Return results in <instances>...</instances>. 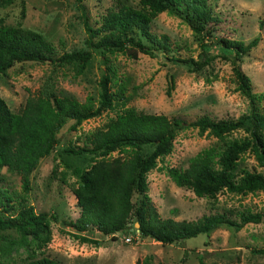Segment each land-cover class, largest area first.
I'll use <instances>...</instances> for the list:
<instances>
[{
	"label": "rangeland",
	"instance_id": "1",
	"mask_svg": "<svg viewBox=\"0 0 264 264\" xmlns=\"http://www.w3.org/2000/svg\"><path fill=\"white\" fill-rule=\"evenodd\" d=\"M122 1L139 7L138 0ZM115 2L82 0L88 23L98 27L101 15ZM208 9L207 24L193 27L167 12L158 14L150 24V31L156 35L166 34L169 46L159 50L155 57L138 54L133 59L121 53L109 55L113 107L84 120L76 130L67 128L70 122L62 128L58 134L59 144L40 159L32 172L28 193H23L19 175L6 168L0 170L2 215H13L22 206L33 205L36 213L54 216L50 221L51 240L41 247L31 236L20 243V234L15 229L1 230L0 262L21 264L30 257L47 256L59 264H134L137 260L161 264H200L199 260L204 264L264 263V254L252 252V249L264 247V215L259 223H247L239 231L222 225L209 236L199 234L172 244L141 238L129 230L116 232L114 238L101 235L93 226L78 231L73 224L79 217L80 207L72 192L77 181L72 167L74 164L85 167L90 160L65 157L61 150L67 145L85 144L87 137L124 108L165 114L184 124L176 132L171 152L145 173L147 195L161 218L196 220L204 214L218 212L238 221L240 212L264 213V191L245 194L221 191L213 198L197 197L190 189L175 185L165 171L166 167L185 168L191 157L215 143L213 135L207 131L200 134L197 127L191 126L193 121L202 116L214 120L236 119L247 114L250 108L248 98L236 89L229 62L216 58L199 73H190L166 62L165 56L196 59L208 39L226 37L248 43L257 37V45L243 55L239 67L249 77L252 93L259 96L255 102L257 109L264 114V0H208ZM0 17L7 24L19 22L23 28L41 33L54 46V57L86 46L87 33L80 6L75 0L0 1ZM208 32L212 34L210 37ZM143 41L147 43L144 38ZM103 72L104 67L97 56L88 60L81 74L75 73L74 65L17 64L0 74V97L13 112L23 107L27 97L38 94L67 95L81 102L92 96L97 104ZM170 79H173V88H170ZM261 133L264 137V126ZM244 135L246 132L238 130L230 137ZM148 150L149 147L143 144L141 153L145 155ZM117 154L116 149L113 155ZM238 168L264 175V166L258 165L254 153L249 150L241 156ZM140 198L139 193H134L135 204ZM134 220L131 215L129 225L135 228ZM72 234L97 239L98 245L80 242Z\"/></svg>",
	"mask_w": 264,
	"mask_h": 264
},
{
	"label": "trees",
	"instance_id": "2",
	"mask_svg": "<svg viewBox=\"0 0 264 264\" xmlns=\"http://www.w3.org/2000/svg\"><path fill=\"white\" fill-rule=\"evenodd\" d=\"M75 1L80 6L87 33L86 46L63 52L57 57L53 56L54 46L41 33L23 28L19 22L7 24L0 17V74H5L17 64L28 62L74 65L75 73L81 74L92 56H97L104 67L99 80L97 104L92 96L81 102L67 95L38 94L27 97L23 107L13 112L0 97V170L6 168L19 175L23 193L30 191L32 172L40 159L59 144L58 134L68 122L67 128L76 130L84 120L113 107L109 55L121 53L136 59L138 54L155 57L159 50L168 49V36L150 31L152 20L162 12L176 16L192 27L207 24L210 15L208 0H138V8L115 0V4L101 15L100 25L94 28L88 23L82 0ZM21 15L24 16L23 8ZM211 35L208 32V37ZM257 43V37L248 43L219 37L203 43L196 59L164 57L166 62L190 73H199L216 58L229 62L237 91L249 100V112L236 119L214 120L202 116L193 121L191 126L197 127L200 134L207 131L213 135L215 143L191 157L185 168H165L175 185L190 189L197 197L213 198L221 191L236 194L264 191L262 173L238 168L241 156L248 150L254 153L258 165L264 166V137L261 133L264 114L257 109L255 102L259 96L252 93L249 77L239 67L243 55ZM173 86V79H170V88ZM183 125L178 118H169L165 114L124 108L87 137L85 144L62 148L61 153L65 157L90 160L85 167L80 164L72 167V173L77 177L72 192L80 207L79 217L73 223L76 229L82 231L93 226L101 235L113 238L116 232L129 230L141 238L149 237L162 244H172L199 234L209 236L222 225L239 231L247 223H259L264 213L248 211L238 213V221L218 212L204 214L196 220L159 216L147 195L145 173L171 152L176 132ZM238 130H243L246 135L230 137ZM143 144L149 147L145 155L141 153ZM116 149L118 154L113 155ZM67 165L70 163L67 162ZM134 193L141 195L138 204L133 201ZM131 215L138 223L135 228L129 225ZM53 218L47 213H36L33 205H24L13 215H2L0 211V231L15 229L20 234V243L31 236L41 247L51 240L50 221ZM72 236L80 242L98 245L97 239L77 234ZM252 252L264 254V247L252 249ZM199 263L204 264L202 260ZM21 264L59 263L40 256L30 257ZM134 264L161 263L137 260Z\"/></svg>",
	"mask_w": 264,
	"mask_h": 264
},
{
	"label": "water",
	"instance_id": "3",
	"mask_svg": "<svg viewBox=\"0 0 264 264\" xmlns=\"http://www.w3.org/2000/svg\"><path fill=\"white\" fill-rule=\"evenodd\" d=\"M138 226V223H135Z\"/></svg>",
	"mask_w": 264,
	"mask_h": 264
}]
</instances>
